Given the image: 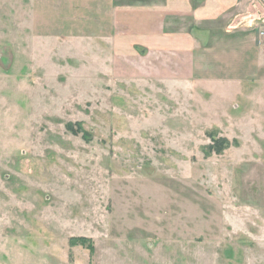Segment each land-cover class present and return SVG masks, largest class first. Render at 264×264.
Segmentation results:
<instances>
[{
  "label": "rangeland",
  "instance_id": "374dc122",
  "mask_svg": "<svg viewBox=\"0 0 264 264\" xmlns=\"http://www.w3.org/2000/svg\"><path fill=\"white\" fill-rule=\"evenodd\" d=\"M24 26L0 4V264H264V105L245 84L145 95Z\"/></svg>",
  "mask_w": 264,
  "mask_h": 264
},
{
  "label": "crops",
  "instance_id": "0c3cea01",
  "mask_svg": "<svg viewBox=\"0 0 264 264\" xmlns=\"http://www.w3.org/2000/svg\"><path fill=\"white\" fill-rule=\"evenodd\" d=\"M0 4L11 5L16 21L25 23V35L39 42L43 52L75 58L87 54L91 73L104 69L99 72L106 81L136 85L145 95H191L192 87L199 85L206 94L232 101L243 94L245 84V99L264 105V92L250 94L255 80H264V45L258 38L264 28V0Z\"/></svg>",
  "mask_w": 264,
  "mask_h": 264
},
{
  "label": "built area",
  "instance_id": "2783aa9c",
  "mask_svg": "<svg viewBox=\"0 0 264 264\" xmlns=\"http://www.w3.org/2000/svg\"><path fill=\"white\" fill-rule=\"evenodd\" d=\"M258 38L261 41V45H264V28L258 31Z\"/></svg>",
  "mask_w": 264,
  "mask_h": 264
},
{
  "label": "trees",
  "instance_id": "16d2710c",
  "mask_svg": "<svg viewBox=\"0 0 264 264\" xmlns=\"http://www.w3.org/2000/svg\"><path fill=\"white\" fill-rule=\"evenodd\" d=\"M68 129H71L70 126H68ZM224 142V140L220 141V143ZM218 150V149H217Z\"/></svg>",
  "mask_w": 264,
  "mask_h": 264
}]
</instances>
